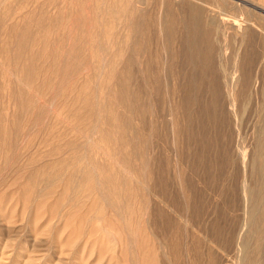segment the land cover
Returning a JSON list of instances; mask_svg holds the SVG:
<instances>
[{"label": "rangeland", "instance_id": "rangeland-1", "mask_svg": "<svg viewBox=\"0 0 264 264\" xmlns=\"http://www.w3.org/2000/svg\"><path fill=\"white\" fill-rule=\"evenodd\" d=\"M104 1L0 0V264H264V0Z\"/></svg>", "mask_w": 264, "mask_h": 264}, {"label": "bare ground", "instance_id": "bare-ground-1", "mask_svg": "<svg viewBox=\"0 0 264 264\" xmlns=\"http://www.w3.org/2000/svg\"><path fill=\"white\" fill-rule=\"evenodd\" d=\"M94 1V0H93ZM96 1H98V0H96ZM111 1V0H110ZM117 1V0H116ZM116 1H115V3H116ZM170 1H172V0H170ZM176 1V0H175ZM66 2V1H65ZM104 2H108L107 0L106 1H104ZM103 2V3H104ZM63 3H64V1H63ZM111 3H114V2H110L109 3V5L111 4ZM172 3V2H171ZM37 4V3H36ZM61 4V3H60ZM68 4V3H67ZM105 4V3H104ZM103 4V5H104ZM107 4V3H106ZM117 4V3H116ZM119 4V3H118ZM130 4V3H129ZM35 5V4H34ZM38 5H39V3H38ZM43 5V4H42ZM51 5V4H50ZM80 5V4H79ZM97 5H98V7H100L99 6V4L97 3ZM102 5V7H104ZM108 5V4H107ZM106 5V6H107ZM95 6H96V4H95ZM113 6V5H112ZM129 6V5H128ZM34 7V6H33ZM40 7V6H39ZM44 7V6H43ZM42 6H41V9L43 8ZM169 7V6H168ZM17 8V7H16ZM23 8V7H22ZM97 8V7H96ZM116 8H118V7H116ZM125 8V7H124ZM38 9H40V8H38ZM254 9V8H253ZM258 9V8H257ZM19 10V9H18ZM32 10V9H31ZM123 10H125V9H122V11ZM129 9H127V10H125V13H124V11H123V13L124 14H126V12H129L128 11ZM30 11V10H29ZM60 12V11H59ZM131 12V11H130ZM168 12H169V8H168ZM24 13V12H23ZM33 13V12H32ZM36 13H37V11H36ZM105 13L106 14H108V16H110L109 17V19L110 18H112L113 19V17H114V19L116 20V14H115V12H114V8L113 9H109L107 12H106V9H105ZM121 13V12H120ZM28 14V13H27ZM26 14V15H27ZM39 14V13H38ZM54 14V13H53ZM62 13H58L57 15H55L54 17H48L47 16V18H46V16L44 15V17H42V15H40L41 16V18L40 19H34L35 20V24H36V26H38V27H42V29L40 30V32H38V33H41V35L43 36V35H47L48 36V34L50 33V31H46V29H44L43 28V26H45L44 25V23H46V24H48V23H51V24H53V25H57L58 23H60V21L61 20H63V18H62V16H64V14L63 15H61ZM35 15V14H34ZM129 15V14H128ZM36 16V15H35ZM34 16V17H35ZM126 17V19H127V14L125 15ZM132 15H130V17H131ZM27 19H29L30 18V14H28L27 16ZM33 17V18H34ZM36 17H39V16H36ZM122 17V16H121ZM133 17V16H132ZM131 17V18H132ZM32 18V17H31ZM98 18V17H97ZM119 18V17H118ZM4 19V18H3ZM104 19V18H103ZM106 19V18H105ZM7 20V19H6ZM120 20V19H119ZM124 20V19H123ZM128 20V19H127ZM131 20V19H130ZM133 20V19H132ZM131 20V21H132ZM8 21V20H7ZM28 21V20H27ZM134 21V20H133ZM15 22V21H14ZM92 22V21H91ZM101 22V23H100ZM97 21V23H95L100 29H99V35L101 36V38L99 39V40H96V43H99V50L98 51H100V47H102V43H104L105 44V46L107 47V48H109V50H111V47L112 46H110V43H112V42H114L115 41V43L117 42V44L119 43V42H121V41H119V40H117L116 38H118V37H115L114 39H116V40H114V41H111L112 40V37H111V40L109 41L108 40V35H109V33H108V30H107V28L109 27V25L107 26V25H105V23H107V22H110L109 20H107V22L105 21V23L104 24H102L103 22L102 21ZM130 22V21H129ZM25 23V22H24ZM93 23H94V21H93ZM114 23V22H113ZM200 21H197L196 23H194V24H192L191 26L193 27V26H197V39H195V37L192 39V41H193V43H195V42H199V41H201V42H207V39H208V29H206V28H202L201 26H200ZM203 23V22H202ZM201 23V24H202ZM50 24V25H51ZM62 24H63V22H62ZM111 24V23H110ZM116 24V23H115ZM114 24V25H115ZM118 24V23H117ZM128 24H130V23H128ZM136 24V23H135ZM133 24V25H127V24H125L126 25V28H125V30L128 32V35L130 36V34H132L131 32L133 31V30H135L136 29V25L138 24ZM20 25V24H19ZM29 25V24H28ZM49 25V26H50ZM113 25V26H114ZM121 25H122V23H121ZM135 25V26H134ZM31 26H33V25H31ZM9 27V26H8ZM34 27H35V25H34ZM122 27H124V26H122ZM171 26H168V28H170ZM177 28V27H176ZM62 29H63V27H62ZM117 28H115V30H116ZM123 29V28H122ZM170 29H172V28H170ZM2 30V29H1ZM176 30V29H175ZM8 31H10L9 29H8ZM62 31V30H61ZM114 31V30H113ZM112 31V32H113ZM136 31V30H135ZM171 31V30H170ZM1 32V31H0ZM20 32V31H19ZM31 32H34V31H32L31 29H27V28H25L24 30H22L21 31V33L20 34H22L23 36L24 35H29V34H31ZM126 32V33H127ZM209 32H211V31H209ZM10 34H18V31H17V28L14 26V27H11V32H9ZM125 33V32H124ZM194 33H195V31H194ZM67 34V33H66ZM96 34V33H95ZM115 34V33H114ZM113 34V35H114ZM120 34V33H119ZM36 35V34H35ZM38 35V34H37ZM63 35V34H62ZM69 35V34H68ZM67 35V36H68ZM82 35V34H81ZM81 35H79V36H81ZM121 35V34H120ZM122 35H123V33H122ZM121 35V36H122ZM210 35V34H209ZM18 36V35H17ZM42 36H40V37H42ZM54 36V35H53ZM115 36V35H114ZM117 36V35H116ZM27 37V36H26ZM63 37H65V36H63ZM92 37V39H93V36H91ZM123 37V36H122ZM125 37V36H124ZM35 38V37H34ZM97 38H98V36H97ZM6 39V38H5ZM47 39H48V37H47ZM88 39H90L89 37H88ZM87 39V40H88ZM91 39V40H92ZM125 39V38H124ZM4 40V39H3ZM199 40V41H198ZM88 41H90V40H88ZM93 41V40H92ZM119 41V42H118ZM124 41V40H123ZM122 41V42H123ZM19 41L17 40V43H18ZM110 42V43H109ZM121 42V43H122ZM5 43V42H4ZM20 43V42H19ZM84 43V42H83ZM89 43V42H88ZM109 43V44H108ZM125 43V42H124ZM2 44V43H1ZM47 44V43H46ZM91 44V43H90ZM93 44V43H92ZM95 44V43H94ZM109 46H108V45ZM114 44V43H113ZM112 44V45H113ZM116 44V45H117ZM123 44V43H122ZM19 45V44H18ZM42 45V44H41ZM59 45H60V43H59ZM64 45L65 44H63V48H64ZM116 45H114V46H116ZM121 45V44H120ZM125 45V44H124ZM46 46V45H45ZM49 46V45H48ZM90 45H88V47H89ZM97 46V45H96ZM128 46V45H127ZM6 47V46H5ZM84 46H82V43H81V47H80V49L81 48H83ZM92 47V46H91ZM38 48V47H37ZM49 48V47H48ZM51 48V47H50ZM85 48V47H84ZM95 48V47H94ZM125 48V47H124ZM7 49V48H6ZM40 49V48H39ZM45 49V48H44ZM47 49V48H46ZM116 49V48H115ZM144 49V48H143ZM58 50V49H57ZM79 50V49H78ZM84 50V49H83ZM94 50V49H93ZM107 50V49H106ZM39 51V50H38ZM48 51V50H47ZM34 52V51H33ZM52 52V51H51ZM63 52V51H62ZM91 52H93V51H91ZM96 52V51H95ZM112 52V51H111ZM45 53V52H44ZM64 53V52H63ZM32 54V53H31ZM46 54V53H45ZM43 55V54H42ZM6 56H8V55H6ZM13 56V55H12ZM110 56H112V55H110ZM40 57V56H39ZM9 58V57H8ZM46 58V57H45ZM67 58V57H66ZM43 59V58H42ZM41 59V60H42ZM92 59V58H91ZM11 60H12V58H11ZM44 60V59H43ZM10 61V60H9ZM27 63V62H26ZM114 64V63H113ZM55 65V64H54ZM48 66V65H47ZM111 66V65H110ZM109 66V68H111ZM114 67V66H113ZM5 69V68H4ZM19 70V69H18ZM44 70V69H43ZM20 71V70H19ZM62 71V70H61ZM1 72V71H0ZM21 72V71H20ZM44 72V71H43ZM108 72V71H107ZM110 73H113L112 71H110ZM58 74H59V72H58ZM27 76V75H26ZM34 76V75H33ZM33 76H32V81L34 80L33 79ZM21 78V77H20ZM46 78V77H45ZM26 79H27V77H26ZM31 79V78H30ZM100 79V78H99ZM92 80V79H91ZM118 80H120V82L121 83H123V84H126L127 82H129L130 80H129V77L128 76H125L124 77V75H122V76H120L119 78H118ZM99 82V81H98ZM54 83V82H53ZM1 85V84H0ZM87 88V87H86ZM96 90V89H95ZM2 91H3V89H2ZM9 91V90H8ZM83 91V90H82ZM19 94V93H18ZM2 95V94H1ZM9 96V95H8ZM20 96V95H19ZM81 97V96H80ZM1 98V97H0ZM12 98V97H11ZM17 98H19V97H17ZM22 98V97H21ZM21 98H19V100L18 101H20V99ZM2 99V98H1ZM23 99V98H22ZM2 101H4V98H3V100ZM10 102H12V101H10ZM16 101H14V103H15ZM22 102V101H21ZM87 102H89V101H87ZM1 104L3 103V102H0ZM89 103H91V102H89ZM5 104V103H4ZM7 104V103H6ZM5 104V105H6ZM16 105H17V103H16ZM15 105V106H16ZM89 105V104H88ZM9 106V105H8ZM4 107V106H3ZM22 107H24V106H22ZM84 107V106H83ZM4 109H5V107H4ZM17 109V108H16ZM2 110V109H1ZM12 110V109H11ZM18 111V110H17ZM4 112V111H3ZM16 112V111H15ZM17 113V112H16ZM2 114V113H1ZM20 114V113H19ZM91 114V113H90ZM16 116H18V115H16ZM15 116V117H16ZM92 116V115H91ZM3 117V116H2ZM110 119V118H109ZM107 120V119H106ZM3 121V120H2ZM0 124H2V123H0ZM14 125H15V123H14ZM1 130V129H0ZM0 135H1V133H0ZM18 136V132H16L15 133V138ZM14 137V136H13ZM14 138V139H15ZM101 139H107V137H102ZM113 139V138H112ZM111 139V140H112ZM16 140V139H15ZM112 142V141H111ZM73 154V153H72ZM14 155V154H13ZM90 155V154H89ZM93 156V155H92ZM75 157H76V154H73L72 155V157H71V159L73 158V160L75 159ZM85 157V156H84ZM89 157V156H88ZM126 157V156H125ZM5 158V157H4ZM12 158H13V156H12ZM92 157H90V159H91ZM77 159V158H76ZM87 159V158H86ZM93 159V158H92ZM92 159H91V161H92ZM123 159V158H122ZM88 160H89V158H88ZM87 160V161H88ZM124 160V159H123ZM66 161V160H65ZM77 161H78V159H77ZM84 162V163H86V165H87V163L88 162ZM125 161H127V160H125ZM51 162V161H50ZM55 162V161H54ZM59 162H61V161H59ZM81 162V161H80ZM95 164H96V161H93ZM67 163V162H66ZM65 163V164H66ZM90 163V162H89ZM50 164V163H49ZM60 164V163H59ZM63 164H64V162H63ZM62 164V165H63ZM83 163H81V165H82ZM100 164V163H99ZM104 164H105V162H104ZM48 165V164H47ZM69 165V164H68ZM80 165V164H79ZM89 166L91 165V164H88ZM98 165V164H97ZM54 166V165H53ZM64 166V165H63ZM74 167H75V165H73ZM88 166V167H89ZM70 167V166H69ZM73 167V168H74ZM79 167V166H78ZM84 167H86V166H83V168ZM95 167H97V166H95ZM94 166H93V168L91 167V169L92 170H89L90 168H88V170L86 169V168H84V169H82V167H81V169L83 170V172H82V176H84L83 178H85V179H93V177H92V171H93V174H95L94 176H95V180L97 181V180H99L100 181V184H98V186H95L94 187V189L93 190H99L100 192V194H101V196H102V198L103 199H106V198H109V197H112V196H117V195H119L120 196V194L121 193H124V195L128 198V197H131V193L129 192V193H125V191H124V189L126 190V191H128V189H129V184L127 183L128 181H125V180H123V181H121V185H117L118 183H116L117 182V180H118V182L120 181V179L115 175V173H113V170L111 169L112 167H109V166H103L102 167V165H98V167H101V168H103L102 170H104L103 172H97L96 170H93V169H96ZM52 168V167H51ZM64 168V167H63ZM76 168V167H75ZM62 169V168H61ZM98 169V168H97ZM41 170V169H40ZM72 170H74V169H72ZM76 170H77V168H76ZM79 168H78V173L80 174V172H79ZM98 171H99V169H98ZM45 172V171H44ZM77 172V171H76ZM42 173V172H41ZM46 173V172H45ZM78 173H75V174H77L78 175ZM33 175V174H32ZM35 175V174H34ZM49 175V174H48ZM70 175V174H69ZM73 176V175H72ZM71 175H70V177H72ZM76 176V175H75ZM74 176V177H75ZM81 175H79L78 176V178L80 177ZM35 177H37V176H35ZM40 177V176H39ZM38 177V178H39ZM42 177V176H41ZM55 177V176H54ZM74 177H72V178H74ZM30 178H32V177H30ZM44 180H48L49 181V178L47 177V176H44ZM57 178V177H56ZM68 178V177H67ZM40 179V178H39ZM76 179V178H75ZM84 179V180H85ZM32 180V179H31ZM31 180L29 181L31 184H33L32 182H31ZM34 180H37V178H34ZM33 180V181H34ZM60 180V179H59ZM72 180V179H71ZM94 180V179H93ZM76 181V180H75ZM75 181H73V182H75ZM88 181V180H87ZM47 182V181H46ZM56 182V181H55ZM65 182V181H64ZM81 182H84V181H81ZM50 183H51V181H50ZM70 183H72V182H70V178L66 181V183H65V187L67 188L68 187V185H70ZM77 183V182H76ZM75 183V188H73V186H72V184H71V186H72V190H75V193L76 194H82V190L84 189L83 187L84 186H80V187H76L77 186V184L79 183V181H78V183L76 184ZM84 183H86V182H84ZM49 184V183H48ZM80 184V183H79ZM81 185V184H80ZM84 185V184H83ZM87 185V184H86ZM65 188V189H66ZM69 188V187H68ZM93 188V187H92ZM85 189H86V187H85ZM69 190V189H68ZM49 192L51 191V190H48ZM123 191V192H122ZM65 192V191H64ZM71 192V191H70ZM74 192V191H73ZM94 192V191H93ZM65 195V194H64ZM123 195V194H122ZM185 195V194H184ZM90 196H91V194H90ZM80 197V196H79ZM84 197V196H83ZM184 197V196H183ZM111 199V198H110ZM113 200V199H112ZM115 200H116V198H115ZM110 201V200H109ZM115 202V201H114ZM108 204V206H111L110 207V209H112L113 211H115V210H119L120 208H118L119 206L116 204V203H111V204H109V202L107 203ZM120 204V203H119ZM97 205V204H96ZM72 206H74V205H72ZM76 206V205H75ZM81 207V206H80ZM76 208V207H75ZM121 210H123V208L121 209ZM113 211H111V213L113 212ZM117 212H119V211H117ZM121 212V211H120ZM90 213V212H89ZM97 213V212H96ZM96 213H95V215H96ZM122 213L123 214H127L128 213V211L127 210H125V208H124V210L122 211ZM94 214V213H93ZM98 214V213H97ZM113 216V215H112ZM137 216V215H136ZM99 217V216H98ZM102 217V216H101ZM126 218V217H125ZM118 220H119V218H118ZM125 220V219H124ZM253 220V219H252ZM108 222V221H107ZM124 222V221H123ZM114 224H115V222H114ZM126 224H128V223H125V225ZM251 224H252V222H251ZM108 225V224H107ZM122 225V224H121ZM125 225H123V226H125ZM134 225V224H133ZM118 226V225H117ZM119 228V227H118ZM125 228H127V225L125 226ZM131 229V228H130ZM123 230H125V229H123ZM134 231V230H133ZM129 232V231H128ZM139 232H140V230H139ZM145 234V233H144ZM133 235V234H132ZM139 236H140V234H139ZM144 236V235H143ZM124 237V236H123ZM131 238V237H130ZM129 238V239H130ZM164 242V241H163ZM140 243V242H139ZM243 243V242H242ZM241 246H242V244H241ZM245 246V245H244ZM243 246V247H244ZM151 250V249H150ZM246 253V252H245ZM141 255V254H140ZM137 258V257H136ZM249 264H253L252 262H249Z\"/></svg>", "mask_w": 264, "mask_h": 264}]
</instances>
